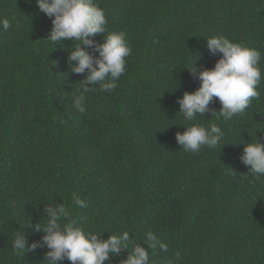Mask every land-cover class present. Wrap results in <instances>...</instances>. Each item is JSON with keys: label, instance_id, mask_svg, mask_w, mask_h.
<instances>
[{"label": "trees", "instance_id": "trees-1", "mask_svg": "<svg viewBox=\"0 0 264 264\" xmlns=\"http://www.w3.org/2000/svg\"><path fill=\"white\" fill-rule=\"evenodd\" d=\"M96 2L107 31H124L132 51L115 90L94 86L82 114L73 95L87 72H70L75 42L45 40L54 17L36 0H0V20L11 24L0 28V264H46V246L18 254L12 243L18 230L27 247L41 241L43 231L27 226H43L55 203L103 239L127 230L147 248L152 231L169 250L149 248L150 264H264V177L240 160L246 143L264 142V0ZM219 35L261 51L259 98L225 121L213 115L222 107L214 97L211 112L185 121L177 100L221 58L206 38ZM192 123L217 124L223 141L184 151L176 133ZM127 256L122 249L105 264Z\"/></svg>", "mask_w": 264, "mask_h": 264}, {"label": "clouds", "instance_id": "clouds-1", "mask_svg": "<svg viewBox=\"0 0 264 264\" xmlns=\"http://www.w3.org/2000/svg\"><path fill=\"white\" fill-rule=\"evenodd\" d=\"M41 12L52 19L53 27L45 40L53 44H62L64 39L73 40L74 47L69 49L68 61L70 72L84 74L81 86L73 95V106L80 112H86L87 94L93 87L99 85L102 91L112 92L118 85L119 78L126 72V57L131 55V47L124 31H107V18L103 8L96 0H36ZM11 27L9 19L0 20V28L7 31ZM106 33L104 42H97V34ZM207 38V48L212 55L221 53V58L211 69L205 68L199 72L201 86L195 92H185L177 100L180 112L185 121H195L197 116L204 117L211 112L210 102L218 98L222 107L219 114L225 121L242 113L253 98H259L258 85L262 80L260 61L262 53L259 49L245 46L240 42L223 36ZM89 49H94V56ZM190 71L195 74L194 64ZM92 85V87H90ZM183 133H176V140L186 152L198 153L202 147L209 149L218 147L224 139V132L215 123L207 126L192 123L184 127ZM228 145V144H225ZM224 145V146H225ZM240 160L249 166V172L256 179L264 177V142L259 137L246 143ZM72 201L77 207H87L85 200L77 193L72 194ZM46 223L38 222L34 230L43 231L41 241L33 242L27 247L25 232L17 231L13 240V250L18 254L35 251L39 247H47L46 264H61L67 259L71 264H105L111 257L118 255L122 249L128 250V256L121 264H150L149 248L168 252L166 242L152 231H148L146 241L148 247H143L130 238V232L113 234L103 239L102 234L86 232L77 226L76 220L64 204L46 205ZM179 260L181 253L176 252Z\"/></svg>", "mask_w": 264, "mask_h": 264}]
</instances>
